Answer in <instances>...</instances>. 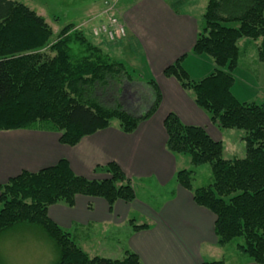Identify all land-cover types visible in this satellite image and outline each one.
I'll return each mask as SVG.
<instances>
[{
	"label": "trees",
	"instance_id": "16d2710c",
	"mask_svg": "<svg viewBox=\"0 0 264 264\" xmlns=\"http://www.w3.org/2000/svg\"><path fill=\"white\" fill-rule=\"evenodd\" d=\"M53 35L45 20L26 6L0 0V131L55 132L60 144L73 147L114 121L123 133L131 134L155 114L161 96L151 78L139 80L150 94L140 97L145 112L134 115L120 103L124 89L134 82L124 62L113 59L72 23L62 27L55 39ZM259 38H263L258 48L262 62L264 0H208L191 54L209 57L212 73L191 81L181 66L184 58L163 71L164 77L175 78L182 89L193 93L196 106L212 124L244 133L243 158L223 159L220 142L202 128L183 125L174 114L165 117L163 127L168 152L188 157L193 167L210 166L212 183L206 187L193 189L191 170L178 171L175 181L192 193L198 207L214 215L217 245L242 238L239 252L255 264H264V101L241 103L231 93L240 57L238 42ZM107 97L115 100L113 105L102 101ZM104 173L103 179L86 180L60 160L0 185V237L19 230L41 231L53 243L52 264H141L131 252L118 260L90 258L47 216L50 206L72 207L78 195L101 198L109 209L116 201L135 200L130 180L116 163L106 165ZM129 224L134 232L148 229L133 221Z\"/></svg>",
	"mask_w": 264,
	"mask_h": 264
},
{
	"label": "crops",
	"instance_id": "0c3cea01",
	"mask_svg": "<svg viewBox=\"0 0 264 264\" xmlns=\"http://www.w3.org/2000/svg\"><path fill=\"white\" fill-rule=\"evenodd\" d=\"M207 1L120 0L116 12L125 25L126 37L117 49L116 45L108 48V42L94 39L87 30L95 45L111 56L122 51V56L137 63L133 67L143 78H151L159 89L157 111L133 133H123L114 121L69 147L59 143L55 132L0 131V185L22 172L37 173L55 166L60 160H66L70 170L86 180L105 178L104 167L114 162L130 180L135 192L131 203L116 201L109 209L101 198L78 195L72 207L61 203L48 208L49 220L90 258L121 259L131 252L141 264H202L212 262L207 258L221 249L214 236V215L198 207L192 193L175 181L178 171L189 169H179L186 163L182 155L167 151L163 127L165 117L174 114L183 125L202 128L213 141L220 142L223 159L244 157V133L212 124L209 115L196 106L193 93L182 89L175 78L163 75L180 58H184L181 66L191 81L212 73L214 64L209 57L191 54ZM99 11L101 7L93 14ZM262 41L243 39L237 44L240 49L251 45L255 51L252 62L258 63L252 73L254 82L248 78L236 86L234 75L231 93L241 103H255V96L264 98V61L258 60ZM238 67L239 61L234 73ZM130 221L148 229L134 232ZM241 264L255 263L244 260Z\"/></svg>",
	"mask_w": 264,
	"mask_h": 264
},
{
	"label": "rangeland",
	"instance_id": "374dc122",
	"mask_svg": "<svg viewBox=\"0 0 264 264\" xmlns=\"http://www.w3.org/2000/svg\"><path fill=\"white\" fill-rule=\"evenodd\" d=\"M12 1L26 6L28 9L41 16L52 29L54 33L52 39H55L58 31L65 25L72 23L75 26H79L82 22H84L89 14H93L94 11L98 10L101 7L103 0ZM82 32L89 38L87 30H84ZM124 40L125 38L114 43H108L107 47L112 48V46H117ZM118 47L119 46L115 47V49H117ZM122 53L123 52L121 51L120 54L119 51V54H116V56L113 55L112 58L115 60H120L128 66L134 76V82H132V87L127 86L124 89V98L120 103L123 104V108L126 110H129L131 108L132 111H129L130 113L139 115L146 110V106L142 103L140 97L142 95H145L146 97V95L150 94V91L148 88L145 89V85L139 81H144L145 79L143 78L140 71L133 67L136 66L137 63L133 62L132 59L129 60L128 57L125 58L124 55L122 56ZM254 55L255 51L252 49L251 45L247 46L245 49L241 45L238 67L240 69L236 71V73H234L237 80L236 86H238L239 80L244 81L248 80L249 78L252 79L250 81L254 82V75L252 73L255 68H258V63L256 62L255 64H253L252 62V57ZM246 72L250 75H245ZM262 97L263 96H255V98L253 99L254 101H256L255 103L259 104L263 102L264 98ZM102 101L106 104L113 105V102L115 100L111 101L107 97L103 98ZM181 158L183 162L186 163L183 164L184 166H179V169L188 167L187 169L193 171V189L206 187L212 183L209 165L193 167L190 164V159L188 157L182 156ZM14 232L0 237V258L3 264H52V262L56 258V252L53 243L41 231L34 228L24 230L22 232H20V230ZM242 244V238H237L225 246L220 247L217 245L218 248H221L220 251L215 253V255L208 257L207 259H209L208 261H222L224 264H241L244 260H248L238 250V246Z\"/></svg>",
	"mask_w": 264,
	"mask_h": 264
},
{
	"label": "built area",
	"instance_id": "2783aa9c",
	"mask_svg": "<svg viewBox=\"0 0 264 264\" xmlns=\"http://www.w3.org/2000/svg\"><path fill=\"white\" fill-rule=\"evenodd\" d=\"M120 0H103L101 11L89 15L77 29L88 30L94 39H102L114 43L126 37V28L117 15V6Z\"/></svg>",
	"mask_w": 264,
	"mask_h": 264
}]
</instances>
